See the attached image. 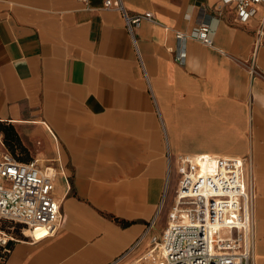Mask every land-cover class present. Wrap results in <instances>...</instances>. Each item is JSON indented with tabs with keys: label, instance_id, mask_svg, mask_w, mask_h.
I'll return each mask as SVG.
<instances>
[{
	"label": "crops",
	"instance_id": "1",
	"mask_svg": "<svg viewBox=\"0 0 264 264\" xmlns=\"http://www.w3.org/2000/svg\"><path fill=\"white\" fill-rule=\"evenodd\" d=\"M105 1L0 0V126L19 140L12 154L0 133V153L36 161L60 204L56 232L18 233L0 264L156 261L179 158L199 156L247 161L264 264V6L240 22L221 0H120L154 17L131 36ZM200 26L211 46L176 40Z\"/></svg>",
	"mask_w": 264,
	"mask_h": 264
},
{
	"label": "built area",
	"instance_id": "2",
	"mask_svg": "<svg viewBox=\"0 0 264 264\" xmlns=\"http://www.w3.org/2000/svg\"><path fill=\"white\" fill-rule=\"evenodd\" d=\"M79 1L88 5L91 0ZM221 2L234 6L235 19L240 22L252 17L257 6H264V0ZM105 8H113L109 0ZM114 9L122 13L131 36L142 22L154 20L150 12L127 15L120 0ZM257 34H263L262 28ZM175 38L181 44L197 40L211 46L204 26L187 35L176 32ZM184 56L181 49L175 60L183 64ZM246 162L211 156L179 158V180L167 225L160 236L149 238L158 256L150 264H249L252 198L245 182ZM52 192L50 177L36 161L23 163L0 153V221L22 226L23 237L25 229L52 236L60 219V204ZM12 242L15 239L0 230V262Z\"/></svg>",
	"mask_w": 264,
	"mask_h": 264
},
{
	"label": "rangeland",
	"instance_id": "3",
	"mask_svg": "<svg viewBox=\"0 0 264 264\" xmlns=\"http://www.w3.org/2000/svg\"><path fill=\"white\" fill-rule=\"evenodd\" d=\"M6 149L8 150L7 147H6ZM171 177H172V179H169L168 184H167V188H166V192L164 193L163 198H162V204H161L162 208H161L160 214L162 212L164 213L165 210L163 208V204H165L167 202L169 195H171L170 187L173 184L172 182L174 181V174ZM20 229H22V228L18 224L8 223L7 221H0V230L3 231L7 235V237L8 236L16 237L18 235ZM249 264H250V262H249Z\"/></svg>",
	"mask_w": 264,
	"mask_h": 264
},
{
	"label": "trees",
	"instance_id": "4",
	"mask_svg": "<svg viewBox=\"0 0 264 264\" xmlns=\"http://www.w3.org/2000/svg\"><path fill=\"white\" fill-rule=\"evenodd\" d=\"M0 133L3 134V143L14 154L15 148H19V140L17 134L11 126L2 127L0 126ZM20 226V225H19ZM22 228V226H21ZM21 232V229L19 233Z\"/></svg>",
	"mask_w": 264,
	"mask_h": 264
},
{
	"label": "bare ground",
	"instance_id": "5",
	"mask_svg": "<svg viewBox=\"0 0 264 264\" xmlns=\"http://www.w3.org/2000/svg\"><path fill=\"white\" fill-rule=\"evenodd\" d=\"M24 234H25L26 236H30L31 231L25 229V230H24Z\"/></svg>",
	"mask_w": 264,
	"mask_h": 264
}]
</instances>
